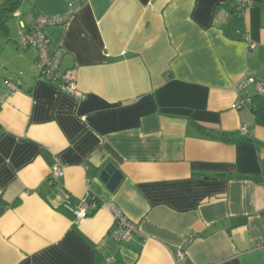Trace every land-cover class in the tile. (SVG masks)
Here are the masks:
<instances>
[{
	"label": "crops",
	"instance_id": "1",
	"mask_svg": "<svg viewBox=\"0 0 264 264\" xmlns=\"http://www.w3.org/2000/svg\"><path fill=\"white\" fill-rule=\"evenodd\" d=\"M247 1L240 24L235 0L21 1L6 42L31 66L11 64L18 79L0 85V264H178L177 251L187 264H264V182L252 178H264V93L251 85L237 107L247 74L264 89V0ZM41 16L65 20L46 33L84 101L22 48ZM108 165L123 175L114 192ZM113 207L138 226L128 242L111 236Z\"/></svg>",
	"mask_w": 264,
	"mask_h": 264
},
{
	"label": "built area",
	"instance_id": "2",
	"mask_svg": "<svg viewBox=\"0 0 264 264\" xmlns=\"http://www.w3.org/2000/svg\"><path fill=\"white\" fill-rule=\"evenodd\" d=\"M88 0H72L73 5L81 4ZM235 4L240 14L244 13L247 5L250 4L247 0H235ZM15 16H19V12L14 13ZM65 20H55L47 17H39L36 25L33 28L28 29L21 35L22 48H34L38 52L37 64L40 69L41 77L50 81L56 85L60 91L71 95L77 101H84L87 97L85 93L79 90L77 84V72L75 69L62 71L60 69L61 61L65 54L64 50L59 48L52 50L51 41L46 33V28L64 23ZM4 85L10 88L11 94H15L19 89L11 81L5 80ZM251 85H254L260 94L264 93L262 84L258 82L250 73L240 81L237 85V92L239 100L237 107H244L251 103V99L248 95V89ZM243 135H247L249 130L246 127L242 128ZM64 176L63 166L58 162L50 171L49 183L51 185L58 184L60 179ZM92 203L89 199H83L81 205L74 211V216L77 222L81 223L89 217ZM95 208V207H94ZM115 214V222L111 230V236L114 240L125 243L130 241L135 234L138 233V226L133 221L126 218L120 210L113 207ZM178 264H187L186 255L182 251L175 253ZM116 258L109 256L106 259V264H115Z\"/></svg>",
	"mask_w": 264,
	"mask_h": 264
},
{
	"label": "rangeland",
	"instance_id": "3",
	"mask_svg": "<svg viewBox=\"0 0 264 264\" xmlns=\"http://www.w3.org/2000/svg\"><path fill=\"white\" fill-rule=\"evenodd\" d=\"M8 24L10 26L12 36L15 37L17 34H19L20 30L18 27V22L15 18L10 19ZM18 51L19 52L15 50L11 42L7 45L6 38H0V85H2L4 77L13 78L14 80L18 79L17 75L20 71H18L16 67H11V64L15 63L16 65H18L19 62L21 68L24 71L26 69L29 70L31 66L30 62L25 57L21 56L23 52L21 49H19ZM30 52L34 53L35 51L31 50ZM25 66H27L28 68H25Z\"/></svg>",
	"mask_w": 264,
	"mask_h": 264
},
{
	"label": "trees",
	"instance_id": "4",
	"mask_svg": "<svg viewBox=\"0 0 264 264\" xmlns=\"http://www.w3.org/2000/svg\"><path fill=\"white\" fill-rule=\"evenodd\" d=\"M21 1L22 0H6L0 4V38L2 37L6 38L9 35L8 21L11 19L13 14L17 12V10L19 9L21 5ZM231 13L234 16L233 22H237L240 24L241 16H240V13L238 11L236 4L234 5V7L231 8ZM201 131L209 137L219 138L225 142H235V140H233V138H231L228 133H216L213 131H203V130ZM251 140H252L251 138L246 139V141H251ZM252 178L257 182H260V181L264 182V178L262 177H252ZM6 205L7 204L3 201V199L0 198V214L3 213L4 210L7 208ZM117 260L118 259L116 258L115 264H117Z\"/></svg>",
	"mask_w": 264,
	"mask_h": 264
},
{
	"label": "water",
	"instance_id": "5",
	"mask_svg": "<svg viewBox=\"0 0 264 264\" xmlns=\"http://www.w3.org/2000/svg\"><path fill=\"white\" fill-rule=\"evenodd\" d=\"M100 179L111 192H114L122 181L123 175L118 169H115L112 165H108L101 173Z\"/></svg>",
	"mask_w": 264,
	"mask_h": 264
}]
</instances>
